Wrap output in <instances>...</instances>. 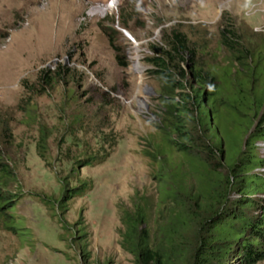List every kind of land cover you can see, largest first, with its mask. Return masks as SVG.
Segmentation results:
<instances>
[{"label":"rangeland","instance_id":"1","mask_svg":"<svg viewBox=\"0 0 264 264\" xmlns=\"http://www.w3.org/2000/svg\"><path fill=\"white\" fill-rule=\"evenodd\" d=\"M98 6L110 8L97 12ZM225 28L245 48H264V0H0V175L6 167L12 175L0 264H133L119 245V209L130 207L137 192L157 203L159 169L145 151L154 153L163 141L159 83L147 58L180 31L198 63L223 66L228 52L219 31ZM45 70L47 80L40 77ZM250 115L242 150L259 161L233 179L223 209L247 220L263 216L264 137L250 134L264 128V101ZM249 175L259 177L260 187L244 193ZM83 186L80 195L70 191ZM242 238L253 239L248 231ZM189 243L190 263L201 264L199 255L194 259L196 240ZM254 243L264 249V238ZM235 248L208 264H249Z\"/></svg>","mask_w":264,"mask_h":264},{"label":"trees","instance_id":"2","mask_svg":"<svg viewBox=\"0 0 264 264\" xmlns=\"http://www.w3.org/2000/svg\"><path fill=\"white\" fill-rule=\"evenodd\" d=\"M219 34L228 52V63L223 66L198 63L194 47L180 31H171L147 58L154 67L150 73L159 83L157 99L162 113L157 128L163 141L153 147L154 153L145 151L151 165L159 169L157 203L152 196L137 192L130 207L119 209V245L132 255L133 264H195L188 257L192 238L197 242L194 259L199 255L201 264H208L213 255L221 260L232 245L236 246L234 254L241 250V258L249 264L264 258L263 246L254 243L264 238V209L262 217L248 220L241 212L223 211L233 179L243 171L248 173L259 161L249 152L244 153L242 147L243 137L252 126L250 114H255L264 101V66L259 67L264 48H245L229 28L221 29ZM62 68L59 66L54 73ZM48 74L45 70L40 77L47 80ZM260 127L250 134L252 140L264 137V128ZM45 144L46 136L41 134V157ZM167 150L170 157L161 156ZM173 154L182 161L175 162ZM104 160L88 158L80 163L93 165ZM10 178L11 171L6 167L0 175V221L4 223L11 220L3 209L11 197L5 189ZM258 179L244 177L243 192L259 189ZM84 188L70 191L80 195ZM152 213L153 233L149 227ZM246 231L251 233L252 241L242 238Z\"/></svg>","mask_w":264,"mask_h":264},{"label":"bare ground","instance_id":"3","mask_svg":"<svg viewBox=\"0 0 264 264\" xmlns=\"http://www.w3.org/2000/svg\"><path fill=\"white\" fill-rule=\"evenodd\" d=\"M99 7V8H98ZM98 7H96V9H97V12H99V11H107L109 8H110V6H98Z\"/></svg>","mask_w":264,"mask_h":264}]
</instances>
